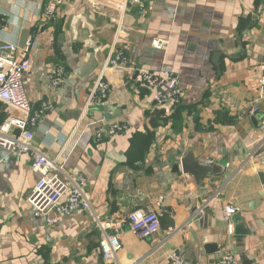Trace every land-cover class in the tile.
<instances>
[{"label":"crops","instance_id":"1","mask_svg":"<svg viewBox=\"0 0 264 264\" xmlns=\"http://www.w3.org/2000/svg\"><path fill=\"white\" fill-rule=\"evenodd\" d=\"M47 3L0 0V45L20 47L29 32L25 87L42 112L33 146L59 158L66 173L87 177L91 209L52 212L54 226L35 217L28 198L40 175L32 159L0 149V264H108L103 230L122 242L111 264H168L172 252L185 264H216L226 252L237 264H264V0H144L147 16L132 2L123 15L69 0L52 22L44 20ZM154 39L167 44L157 49ZM119 52L132 67L176 73L182 102L166 114L135 72L111 68L105 104L87 106ZM59 68L66 82L53 89ZM9 115L0 103V126ZM116 123L127 131L99 136ZM188 152L214 174L199 183L177 172ZM227 206L242 214L250 235H235L232 222L229 232ZM139 210L158 213V234L131 231L128 215Z\"/></svg>","mask_w":264,"mask_h":264},{"label":"built area","instance_id":"2","mask_svg":"<svg viewBox=\"0 0 264 264\" xmlns=\"http://www.w3.org/2000/svg\"><path fill=\"white\" fill-rule=\"evenodd\" d=\"M101 6L112 11L121 12L123 15L129 3H134L140 8L142 16L148 15L144 0H94ZM69 0H48L45 7L44 20L52 22L57 18L61 8L68 5ZM123 24L118 22V31L122 32ZM167 41L154 39L153 46L163 48ZM34 47L33 42H27L21 48L14 44L0 45V103L5 104L11 115L0 126V149L8 151L17 158L28 155L32 159L33 169L39 173L40 178L34 186L29 198L35 217L46 220L49 226L57 223L56 219L49 218L52 212L61 215H72L79 211L91 209V203L86 193L88 179L80 172L66 173L60 164L59 158H50L33 146L34 130L40 123L42 112H34L29 96L26 92V75L32 69L30 54ZM120 71H133L140 78L142 86L154 94V101L159 109L170 114L178 106L183 98L184 91L180 87L179 76L174 72L161 70L158 72L135 68L129 65L127 58L119 52L110 57L92 88L87 106L102 107L110 92V85L105 79V73L109 69ZM64 69L59 68L52 77V88H58L65 84ZM52 108L51 105L47 110ZM257 110H252L254 114ZM127 131L123 124H112L99 130V136H118ZM224 220L228 224L229 232L233 231L231 219L238 213L237 208L227 206L222 211ZM131 231L140 238L146 239L158 234L161 230V222L155 210H139L132 212L127 218ZM100 224V223H99ZM121 228V223L116 224ZM102 229H105L100 224ZM104 231L101 241L103 259L111 264L117 261L118 254L122 250V242L119 235H109ZM173 230L170 229V232ZM237 256L232 252H226L216 264H237ZM168 264H185L182 256L172 252L168 256Z\"/></svg>","mask_w":264,"mask_h":264},{"label":"water","instance_id":"3","mask_svg":"<svg viewBox=\"0 0 264 264\" xmlns=\"http://www.w3.org/2000/svg\"><path fill=\"white\" fill-rule=\"evenodd\" d=\"M29 32L23 33V37L21 38L20 47L23 48L26 45V42L29 38ZM255 120V119H254ZM256 122V121H255ZM182 169L184 174L192 176L197 182H202L203 178L206 175H213L214 170L210 166L203 165L199 160L196 159L193 152H188V154L183 157L179 164L175 166V170L178 172ZM261 179V183L264 185V173L261 172L259 174ZM197 219H201V216H197ZM231 222L233 223V227L235 229V235H250L251 232L247 230L245 226V219L243 218L241 213H236L233 215ZM215 248V246H206V250H211Z\"/></svg>","mask_w":264,"mask_h":264}]
</instances>
